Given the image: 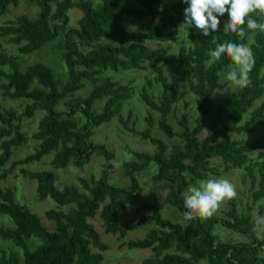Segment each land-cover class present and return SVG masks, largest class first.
Returning a JSON list of instances; mask_svg holds the SVG:
<instances>
[{
	"label": "trees",
	"instance_id": "obj_1",
	"mask_svg": "<svg viewBox=\"0 0 264 264\" xmlns=\"http://www.w3.org/2000/svg\"><path fill=\"white\" fill-rule=\"evenodd\" d=\"M35 4L34 15L20 14L0 25V37L16 45L18 57L0 44V83L3 95L22 100L20 112L0 108V180L18 170L35 183L40 200L51 199L57 208L45 211L53 223L49 230L40 217L17 200L11 188H0V216H7L12 227L0 223V239L9 240L16 250L0 248V264H102L108 245L89 218L99 215L105 233L118 231L119 215L126 208L141 212L134 222L150 226L142 238L121 242L129 249H150L141 264H264V237L254 228V217L239 212L235 199L221 214L210 218L184 220L185 192L198 180L218 176L222 170L242 169L248 179L253 201L264 197V137L250 142L232 138L264 125V32L251 31L240 39L226 32L220 19L219 30L204 36L194 26L183 24V0H24ZM19 0H0V15ZM81 11L76 25H69L68 11ZM253 19L259 17L254 13ZM184 32L185 43L174 44ZM54 41L66 72L57 74L47 62L35 61L21 66L22 56L42 50ZM233 42L252 49L255 64L249 73L250 86L234 91L225 101V111L217 128L200 136L203 118L209 113L217 89L225 86L222 76L232 61L222 56L211 67L209 51L217 44ZM150 65L152 74L142 83L139 96L151 111L145 115L146 127L140 132L154 146L152 153L133 151L134 159L124 161L125 187L109 183L107 171L115 161L104 144L91 140L92 131L118 116L121 125L131 131L128 119L121 117L124 102L132 97L134 86L105 75L106 71L144 70ZM6 68H2V67ZM233 66V65H232ZM194 95L197 117L190 125L189 112L178 118L176 131L167 119L180 99L182 82ZM90 85L83 96L76 92ZM156 88V94H153ZM158 88V89H157ZM105 101L100 108L98 100ZM186 107L189 106L185 103ZM36 113V128L31 138L34 150L22 158L12 159L13 151L27 141L23 119ZM168 138L179 141L168 144L151 134L152 127ZM262 155L252 162L254 152ZM52 154L53 169L83 167L92 155L105 158L98 177H78L76 183L63 179L64 191L53 182L62 177L51 169L31 170L23 165L40 162ZM217 161L219 165L212 163ZM157 167L152 176L155 189L165 190L164 202L176 209L174 219L164 217L150 202L136 206L141 194L137 173L149 164ZM187 225V227H185ZM218 229L216 230V228ZM124 223L119 239L128 231ZM222 229L245 238L241 241L221 240ZM39 239L40 242L31 238ZM96 249L97 252H93ZM120 264V263H117ZM128 264V263H126Z\"/></svg>",
	"mask_w": 264,
	"mask_h": 264
},
{
	"label": "rangeland",
	"instance_id": "obj_2",
	"mask_svg": "<svg viewBox=\"0 0 264 264\" xmlns=\"http://www.w3.org/2000/svg\"><path fill=\"white\" fill-rule=\"evenodd\" d=\"M37 11L35 4L27 3L24 0H19L16 6L10 5L7 11L0 15V25L12 20L20 14L34 15ZM69 15V25H76L78 18L81 16V11L77 8L70 9L68 11ZM222 19V17H220ZM185 34L181 32L177 36V41L173 42L174 44L181 45L185 43ZM7 37H0V44L5 50L12 54L13 56L18 57L17 46L8 42ZM54 41L52 45H48L42 50L37 51L31 55L22 56L20 63L24 67L35 61H45L57 74H62L66 72V66L60 60V50L55 49ZM232 66V65H231ZM6 68V66L2 67ZM231 70V67L221 78V82L225 83V86L217 89V94L213 98V101L210 105L209 113L203 118L202 129L200 136L206 135L208 132L213 131L218 127L220 122V117L225 111L224 103L226 99L238 88H233L229 93H222L225 89L230 87V81L226 79V74ZM152 74V68L150 65H147V68L144 70H126V71H106L105 75H109L115 80L120 81L121 83H128L131 81L134 86V91L132 97L124 102V105L120 111L121 117L125 120L128 119L129 126H133L135 131L128 130L124 128L118 116L113 118L110 122L104 123L97 128H94L92 131L91 140L94 143L104 144L109 150L114 154L115 161L119 162V167L114 166L107 171V178L110 184L118 187H125L128 184V179L123 175V163L134 159L132 154L133 151H143L152 153L154 150L153 144L149 141L143 139L140 135V132L146 127L145 115L148 111H151L141 100L139 92L141 91L142 83L146 77H150ZM4 80L0 79V83H3ZM91 89L90 85H86L83 89H80L76 92L77 95H85ZM158 89V88H157ZM156 88L153 91V94H156ZM180 99L176 102L174 109L169 113L168 120L170 124L176 131L180 130L178 124V118L181 117L183 111L189 112V123L193 125L195 123L194 118L197 117L195 109L192 108L194 104V95L188 89V82L185 79L182 82L180 89ZM105 101L104 99L98 100L95 104L97 108H100ZM185 103L189 106L186 107ZM21 105H23L22 100H11L8 97L3 95V90L0 88V108H12L16 112H20ZM154 119H158V113L151 111ZM40 113H36L35 116L31 118L23 119V130L27 135V141L14 149L12 159L22 158L26 154L32 152L36 146V141L31 138L32 132L36 128L37 117ZM151 134L159 137L168 144L176 143L179 139L176 136L168 138L163 132H161L156 125L151 129ZM262 136L264 137V125H258L254 128L252 132L242 133V134H233L232 138L238 139L242 142H250L252 139ZM52 154L44 156L40 162H31L23 165L27 169L31 170H40V169H51L56 171L63 179L71 183H76L78 177H98L102 174L105 158L101 155H92L88 163L79 169V175H73L67 166L63 169L56 170L50 164L52 159ZM262 155V152L256 151L252 155V162L256 163ZM213 165H219L217 161L212 163ZM77 168V167H76ZM157 167L153 164H149L145 169L137 173V179L141 186V194L137 198L136 206H140L142 203L150 202L156 205L162 216L174 219V212L176 209L164 202V196L166 191L155 189L152 184V176L156 173ZM209 178H226L232 182L236 187L237 196L234 198L237 203V208L239 212L247 213L251 217H254L257 212L261 209L262 215L264 216V197H261L257 201H253L252 192L250 190V185L248 179L244 176L242 169H229L228 171L222 170V173L218 176H210ZM196 185V183L194 184ZM0 188H11L16 192L17 200L23 205L29 207L35 214H37L41 222L49 229H53V223L45 217V211L50 208H57L55 202L49 198L40 200L35 193V183L33 180L23 177L19 174L18 170H14L12 174L8 175L5 179L0 180ZM187 191L185 192L186 195ZM228 206V200L220 205L219 210L215 213L216 215L224 216L221 214L222 208ZM141 212H136L135 207L124 209L119 215V226L118 231L114 234L105 233L102 227V222L99 215H95L93 218H89L95 229L100 234V237L103 242L108 245V249L103 253L104 262L102 264H141L142 260L151 254L150 249H129L126 246H121L122 241L129 239H138L144 237L147 233L150 226H138L132 220L137 218ZM0 223L4 226L12 227V222L7 216H0ZM124 223L128 225V231L123 236L122 239H119V230L123 228ZM218 227L216 228V230ZM256 232L260 237H264V228L256 229ZM219 238L221 240H233L241 241L245 238L239 237L237 234L232 233L228 230L222 229L218 232ZM33 241H37V244L40 242L39 239L34 237L31 238ZM0 248L4 250H16V247L9 241L0 239ZM93 252H97L96 249H92ZM264 253V246L263 251Z\"/></svg>",
	"mask_w": 264,
	"mask_h": 264
},
{
	"label": "clouds",
	"instance_id": "obj_3",
	"mask_svg": "<svg viewBox=\"0 0 264 264\" xmlns=\"http://www.w3.org/2000/svg\"><path fill=\"white\" fill-rule=\"evenodd\" d=\"M187 5L184 9L183 24L194 26L204 36L219 30L220 17L227 16L224 23L226 32L236 34L240 39L246 35L244 25L251 31L264 32V0H183ZM256 14L261 22L253 19ZM210 59L206 67H211L222 56L226 55L231 61V70L227 72L226 79L230 87L221 91L229 93L233 88H246L252 83L249 73L252 71L255 59L252 49L240 43L226 42L217 44L209 51ZM119 167L118 161H113ZM73 175H79V169L70 166ZM53 186L60 192L64 191L63 178L55 180ZM237 196L235 185L226 178L201 179L196 185L189 186L184 197V220H200L212 217L227 200ZM254 228H264V216L256 215ZM187 227V225H185Z\"/></svg>",
	"mask_w": 264,
	"mask_h": 264
}]
</instances>
